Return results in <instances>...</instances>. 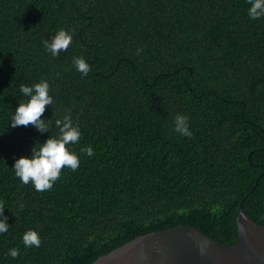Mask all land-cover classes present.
<instances>
[{
    "label": "trees",
    "instance_id": "trees-1",
    "mask_svg": "<svg viewBox=\"0 0 264 264\" xmlns=\"http://www.w3.org/2000/svg\"><path fill=\"white\" fill-rule=\"evenodd\" d=\"M247 0H0V264H86L148 231L191 225L223 244L235 212L264 226V18ZM75 31L53 57L43 41ZM143 48L142 55H136ZM82 56L91 71L79 73ZM50 84L49 130L11 127L20 86ZM30 99V97H29ZM71 111L80 159L51 190L13 166ZM190 118L191 138L174 131ZM91 146L94 155L80 152ZM3 217H0L2 219ZM38 231L40 247L23 235ZM11 248L19 256L7 255Z\"/></svg>",
    "mask_w": 264,
    "mask_h": 264
},
{
    "label": "clouds",
    "instance_id": "clouds-1",
    "mask_svg": "<svg viewBox=\"0 0 264 264\" xmlns=\"http://www.w3.org/2000/svg\"><path fill=\"white\" fill-rule=\"evenodd\" d=\"M250 7L248 16L252 20L264 18V0H247ZM75 29H60L53 35L51 41L45 39L43 46L53 57L58 56L62 51H67L73 39L72 33ZM144 49L137 48L136 55H142ZM76 70L87 76L91 68L82 56L74 57L72 61ZM50 84L47 80H41L33 86H20V92L28 97L27 101H20L11 117V127L34 126L41 133L49 130V125L42 119L47 106L53 104V97L49 94ZM30 97V99H29ZM55 126L59 129V135H52L43 144L37 143L33 147V154L21 156L16 159L13 166L15 176L27 185L32 183L38 192L51 190L57 180L60 179L62 171L67 168L76 171L80 165L78 154L71 150L69 145L79 142L81 131L78 124L73 123L71 111L69 110L62 119L55 121ZM174 131L181 136L191 138L193 132L190 130V118L184 114H177L174 117ZM80 152L91 157L95 153L91 146L81 148ZM5 205L0 202V234L6 233L9 229L7 216L4 215ZM23 244L26 248L40 247L41 237L36 230H28L23 235ZM18 248H11L7 255L11 258L19 256Z\"/></svg>",
    "mask_w": 264,
    "mask_h": 264
},
{
    "label": "water",
    "instance_id": "water-1",
    "mask_svg": "<svg viewBox=\"0 0 264 264\" xmlns=\"http://www.w3.org/2000/svg\"><path fill=\"white\" fill-rule=\"evenodd\" d=\"M236 239L227 245L191 225H172L135 235L86 264H264V226L238 205Z\"/></svg>",
    "mask_w": 264,
    "mask_h": 264
}]
</instances>
